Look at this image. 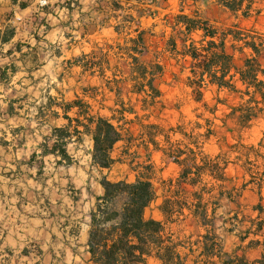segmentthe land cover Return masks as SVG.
Listing matches in <instances>:
<instances>
[{"label":"trees","instance_id":"obj_1","mask_svg":"<svg viewBox=\"0 0 264 264\" xmlns=\"http://www.w3.org/2000/svg\"><path fill=\"white\" fill-rule=\"evenodd\" d=\"M134 1L140 6L134 8L136 15L130 13L119 25L111 26L121 37L126 28L132 29L133 24H137L132 31L136 36L125 37L124 44L117 43L115 46L117 54L124 60V66L117 71L120 78L109 59L114 46H109L101 62L97 60L95 51L76 59L84 72L98 73L105 81L106 89L114 95L111 107L102 106L110 116L94 113L92 105L79 95L69 103H55L68 124L55 128L52 135L44 139L40 146L41 155L60 156L59 164L70 165L72 159L67 153V145L74 137L84 134L90 136L93 142L92 165L100 170H109L119 160L113 157L115 146L124 142L123 154H127L132 138L131 125L137 124L141 130L138 135L140 145L147 150L152 145L155 151L163 154L164 159L176 164L179 172L176 178L162 181L163 201L158 208L164 221L146 216V209L160 197L149 178L138 177L135 182H112L103 176L100 181L103 194L96 197L90 212L89 262L148 264L152 259L156 264H264V171L256 173L260 177L253 175L256 166L250 159L253 146L230 161L225 154L212 156L197 145L195 149H182L179 143L171 142L168 132L161 125L144 124L142 121L149 119L152 112L163 104L162 92L156 81L165 71L162 61L165 53H170V57L176 60L189 62L187 85L196 102H203L208 87L235 95L239 100L236 106L228 105L226 101L218 102L226 104L230 110L221 119L224 124L230 121L239 130H246L256 121H264V32L255 26H243L241 22L218 27L197 13L190 15L185 12L184 5L196 4L200 0H180V12L164 18L165 27L171 29L166 46L162 51H156L150 45V38L155 33L142 29L140 21L142 17L155 19L158 13L150 5L156 1ZM217 1L236 19L249 20L260 13L248 0ZM110 4L112 12L125 10L120 1ZM21 8H25V4H21ZM195 35L198 39L194 38ZM107 71L112 72V77H106ZM82 90L85 97L97 100L98 87ZM123 95L128 97V101ZM103 101L104 98L100 103ZM13 110L10 105L7 113L13 114ZM210 110L215 112L218 109L214 107ZM73 111L75 116L70 117L69 113ZM159 137L164 138L166 147L160 145ZM258 145L264 148L263 140ZM258 158L264 160V154L256 151ZM231 165H239L251 179L241 187L233 185L228 188L227 183L232 182L228 175ZM251 183L257 186L258 202L251 206V213H246L242 197ZM223 202L236 207L232 211L231 222L223 220L222 223L226 233L237 238L231 250H227L225 238L218 233V211ZM187 220L195 222L203 232L180 239L166 228V223Z\"/></svg>","mask_w":264,"mask_h":264},{"label":"rangeland","instance_id":"obj_2","mask_svg":"<svg viewBox=\"0 0 264 264\" xmlns=\"http://www.w3.org/2000/svg\"><path fill=\"white\" fill-rule=\"evenodd\" d=\"M42 1L46 0H41V2ZM47 1L49 2V0ZM112 1H120L121 5L125 7V10L112 12L110 4ZM155 1V3L150 5L152 10L157 11L158 13L155 19L152 17H142L140 21L142 29H149L151 33H155V36L150 38L151 49L162 51L166 46L168 37L171 35V29L164 25V18L166 15L178 14L182 5L180 0ZM248 1L253 3L254 10L260 12L259 15H256L249 20H244L242 18L236 19L235 15L219 5L217 0H200L197 4H187L183 7L187 14L195 15L197 13V15L210 19L218 27H227L235 22H241L243 26H255L257 29L264 32V0ZM148 3H151V0H149ZM48 6L49 4L47 3L46 6H41V8H46ZM82 7H87V9L81 11ZM134 8H140L134 0H81L80 9L75 10L74 20H67L68 23L71 24V27L78 29V31H75L76 33H74V35L78 37V40L76 41L73 50L70 51V49H66L64 53L65 58H62V62L58 65L57 73H53L47 77L40 73H35L32 76H28L27 73H20L15 80L18 82L14 84L15 88L12 90L9 88L3 90V95L0 98L2 111L6 109V105L3 102L5 98L24 97L25 101L22 103L24 106V110H22V114H24L23 117L15 120H7L2 116V111L0 112V144L5 138L8 140L12 139L11 130L16 128L20 123H24L25 125H27V123L32 124L27 120L34 116L36 106H38L43 100V95H45L46 98L49 93L58 99L63 98L67 101L73 100L77 93L92 105L94 113L99 112L105 117L110 116L109 111L103 109L102 106L111 107L113 105L114 95L109 93L106 89L105 81L98 76V73L93 75L90 72H82V70L77 67L68 69L70 63L65 65V61H67L66 58L70 61L72 58L80 56L83 52L90 54L92 51H95L97 53V60L101 62L103 60V54L109 50V46L115 47L117 43L124 44L125 37H135L136 33L132 31L137 28L136 23L133 24L132 29L126 28L121 37L118 36L111 27L119 25L124 17L130 13L136 15ZM19 14L20 15L17 16L21 19L19 22H22L23 20L25 22L30 15V11ZM91 21L95 24L93 27L90 24ZM103 21L107 22L104 27L101 26ZM56 23L57 20L51 18V24L54 26ZM35 24H38L36 32L34 31L36 28ZM41 24L42 22L39 21V18L35 17L33 20V28L31 29L32 33H35L36 35L38 33L43 36L45 31L50 30V26L45 27V24L43 23L44 28L39 31ZM86 24L90 26L85 27ZM85 30H88L89 33L92 34L88 35L86 39H81L80 35L82 32H85ZM55 35L56 34L53 33V39ZM194 38L198 39V36L195 35ZM54 46L57 47L58 45L55 44ZM52 51L58 52V50L54 49H52ZM117 52L116 47L113 51L111 50L109 59L113 70L119 72L124 66V60L117 54ZM162 61L165 66V71L163 76L156 81V85L162 92L163 104L162 106L159 105L157 109L152 112L149 119H143V123H156L161 125L165 132H168L167 134L170 136L171 142L179 143L182 149H185L186 147L195 149L197 145L205 153L212 156L219 153L225 154L230 161H234L235 156L238 155V153H245L247 149H250V147L253 146L251 149H254V151H251L250 153L251 161L256 164L253 175L260 177L259 174L256 175V173L264 171V160L261 158L256 159V151L264 154V148H261L258 145L261 140H263L264 145V121L258 120L251 128L246 130H239L236 124L230 121H228L227 124H224L221 119H223L224 115L229 113L230 110L226 104H219L218 102L219 100L226 101L228 105L236 106L239 104V100L235 95H229L225 91L218 92L215 87H208L205 91L203 102L198 103L194 99L191 88L187 85V77L190 75L188 70L189 62L171 58L170 53H165ZM118 72V78H120ZM106 77H112V72L107 71ZM85 87L99 88L97 100H92L89 97L84 96L82 89ZM54 89L59 90L62 96H59ZM103 98L105 101L100 103ZM123 98L128 101L127 96L123 95ZM132 98L133 102H135V97L132 96ZM36 102L39 103L36 104ZM204 104L208 105V108ZM214 107H217L218 110L211 112L212 110L210 109ZM25 111H28L30 118L27 119ZM139 114L142 115L143 112L140 111ZM129 118H133V116H130ZM172 128L176 130L170 131ZM131 133V145L128 147L127 154H123L125 143H118L113 151V157L119 159L118 162L111 169H105L101 173H99L97 169L95 171L89 169L87 173L88 177L90 179L94 177L102 179L103 176H106L108 180L112 182H135L138 177L145 179L149 178L155 184L160 197L146 209V216L148 218L164 221V217L158 208L163 201V198L161 197L163 194L162 181L176 178L178 176L179 168L176 164L164 159L163 154L155 151L152 145H150L148 150L140 145L138 135L141 133V130L137 124L131 125ZM157 140L162 147L167 146L163 137H159ZM92 146L91 143L86 141L83 145V149H91ZM0 149L3 148L0 146ZM228 175L232 178V182L227 183L228 188H232L233 185L241 187V185L251 179L249 175L244 174L239 165H231L228 170ZM208 180H210V178H208ZM89 189L91 192L95 193L94 188L90 186ZM95 194L99 195L100 192ZM257 202V186L254 183L248 184L242 197V204L246 207V213H251V206L255 205ZM233 210H236V207L233 204L223 202L222 208L218 211V233L225 238V244L228 250L233 248L237 239L226 233L224 227H222V223L223 220L231 222V218L234 215L232 212ZM166 228L175 238L178 237L180 239H183L190 234L197 236L203 232V229L199 228L192 220L174 224L166 223ZM24 244L28 246L29 251L32 252V259L39 257L37 255V246L35 247L34 243L28 242L27 240ZM53 249L59 253L58 243L53 244ZM79 253L82 255L84 250L80 248ZM81 255L76 258V261L73 264H84ZM32 259H29L30 264H34L35 262ZM29 260L25 259L23 261ZM71 262V258L68 256L65 259L63 258L61 262L57 261L55 264H70ZM149 263L154 264L152 261Z\"/></svg>","mask_w":264,"mask_h":264},{"label":"crops","instance_id":"obj_3","mask_svg":"<svg viewBox=\"0 0 264 264\" xmlns=\"http://www.w3.org/2000/svg\"><path fill=\"white\" fill-rule=\"evenodd\" d=\"M47 3L48 7L41 8V0H0V98L4 89L15 88L14 84L18 83L15 80L20 73L28 76L40 73L45 77L57 73L66 49L71 51L75 48L78 37L74 33L78 29L71 27L67 20H74L81 0H49ZM21 4H25V8L22 9ZM83 9L87 7H82L81 11ZM27 11H30L27 21H17L19 13ZM33 16L42 22L39 31L44 28L43 23L45 27L50 26L43 36L32 33ZM51 18L57 20L54 26ZM90 24L92 27L95 25L93 21ZM106 24L103 21L101 26ZM35 27L36 32L38 24ZM53 33L56 34L54 39ZM91 34L85 30L80 38L86 39ZM87 54L83 52L80 56ZM80 56L70 61L66 58L65 65L70 63L68 69L77 67L84 72L76 62ZM56 92L62 96L59 90ZM50 94L46 98L43 95L33 117L30 118L25 111L27 119L30 118L27 121L32 124L20 123L11 130L12 139L5 138L0 144L3 148L0 149V264H30L32 252L24 244L27 240L37 246L39 257L32 259L34 264H55L68 256L72 261L70 264H73L81 255L80 248L84 250L81 255L84 264H90L87 245L90 212L96 197L103 194V188L101 179H90L87 173L89 169H97L99 173L104 170L92 165L93 146L83 149L86 141L93 145L91 137L84 134L74 137L67 145V153L72 159L70 165L59 164L60 156L41 155L40 146L44 139L50 137L55 128L68 124L55 103H69L78 96L76 93L73 100L67 101ZM24 101V97L5 98L6 109L2 111L0 99L2 116L7 120L23 117ZM10 105L14 107L13 114L7 113ZM69 116L74 117V111ZM90 186L100 194L91 192ZM56 243L59 253L53 249ZM24 258L29 261H23ZM151 261L156 264L152 259L148 264Z\"/></svg>","mask_w":264,"mask_h":264},{"label":"built area","instance_id":"obj_4","mask_svg":"<svg viewBox=\"0 0 264 264\" xmlns=\"http://www.w3.org/2000/svg\"><path fill=\"white\" fill-rule=\"evenodd\" d=\"M46 5H47V2H46V1H42V2H41V6H42V7H44V6H46ZM17 20H18V21H21V19H20L19 17H17Z\"/></svg>","mask_w":264,"mask_h":264}]
</instances>
